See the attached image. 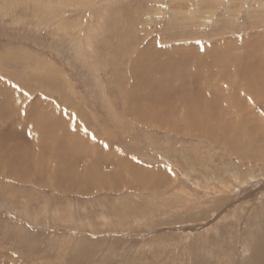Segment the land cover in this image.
I'll return each mask as SVG.
<instances>
[{
  "label": "rangeland",
  "instance_id": "1",
  "mask_svg": "<svg viewBox=\"0 0 264 264\" xmlns=\"http://www.w3.org/2000/svg\"><path fill=\"white\" fill-rule=\"evenodd\" d=\"M0 74V264H264V0H0Z\"/></svg>",
  "mask_w": 264,
  "mask_h": 264
},
{
  "label": "bare ground",
  "instance_id": "2",
  "mask_svg": "<svg viewBox=\"0 0 264 264\" xmlns=\"http://www.w3.org/2000/svg\"><path fill=\"white\" fill-rule=\"evenodd\" d=\"M184 44H185V42H184ZM185 47H186V46H185ZM153 48H154V47H153ZM165 48H166V47H165ZM171 48H172V47H170L169 49L164 50L163 52H166V51H167V52H168V51L170 52V49H171ZM173 48H176V47H173ZM187 48H188L189 50H191L189 47H187ZM191 48H193V47H191ZM156 49H157V48H156ZM180 49H181V47H180ZM184 49H185V48H184ZM184 49H183V50H184ZM175 50H176V49H175ZM177 50H178V51H181L182 49H181V50L177 49ZM183 50H182V51H183ZM189 50H188V51H189ZM173 51H174V50H173ZM194 51H195V50H194ZM194 51H191V52L193 53ZM198 51H199V50H198ZM167 52H166V53H167ZM176 52H177V51H176ZM185 52H186V51H185ZM185 52H183V53H185ZM155 53L157 54V52H155ZM199 53H200V52H199ZM177 54H180V53H177ZM181 54H182V53H181ZM194 54H195V53H194ZM211 54H212V53H211ZM213 54H214V53H213ZM215 54H216V53H215ZM167 55H168V54H167ZM167 55H166V56H167ZM189 55L191 56V54H189ZM169 56H170V55H168V57H169ZM185 56H186V55H185ZM185 56L182 55V57H184V58H185ZM190 56H189V57H190ZM193 56H195V55H193ZM213 56H214V55H213ZM179 57H180V56H179ZM195 57H197V55H196ZM195 57H193V58H194V59H193L194 61H196V60H195ZM20 58H21V57H20ZM16 59H17V57H16ZM169 59H170V58H169ZM174 59H175V58H174ZM196 59H198V58H196ZM226 59H227V58H226ZM180 60H181V59H180ZM187 60H188V59H187ZM190 60H191V57H190ZM193 60H192V61H193ZM223 60H224V59H223ZM176 61H177V59H176ZM181 61H182V60H181ZM210 61H211V60H210ZM215 61H216V60H215ZM18 62H19V61H18ZM178 62H179V61H178ZM178 62H177V63H178ZM183 62H184V60H183ZM187 62H188V61H187ZM217 62H218V61H217ZM25 63H26V62H25ZM151 63L155 64L156 67H157V69L161 66V62H159L158 60L155 61L154 59L151 58V56H149V57H147V58L145 59V64H146L147 66H149ZM180 63H181V62H180ZM190 63H191V61H190ZM214 63H215V62H214ZM192 64H193V63H192ZM192 64H191V65H192ZM34 65L36 66V64H34ZM180 65H181V64H180ZM185 65H188V64L186 63ZM189 65H190V64H189ZM191 65H190V66H191ZM195 65H196V64H195ZM214 65H215V64H214ZM37 66H39V65H37ZM42 66H45V64L43 63ZM48 66H49V65H48ZM193 67H194V66H193ZM45 68H46V67H45ZM50 68H51V67H50ZM194 68H196V67H194ZM211 69H212V68H211ZM52 70H53V69H52ZM3 71H4V70H3ZM159 72H160V71H159ZM160 73H161V72H160ZM42 74H43V73H42ZM42 74H41V75H42ZM181 74H182V73H181ZM7 75H8V74L6 73V76H7ZM12 76H14V75L9 74L7 77H8V78H11ZM42 76H43V75H42ZM244 76H245V75H244ZM0 77L3 78V77L1 76V74H0ZM44 77H45V76H44ZM44 79H45V78H44ZM46 79H47V78H46ZM1 80H2V79H1ZM9 80H11V79H9ZM49 81H50V80H49ZM43 82H44V81H43ZM1 87H2V86H1ZM228 89H229V88H228ZM234 89H237V88H233V90H234ZM231 90H232V89H231ZM237 90H238V89H237ZM237 90H236V91H237ZM239 90H240V89H239ZM27 91H28V90H27ZM1 93H2V92H1ZM49 93H51V92H48V94H49ZM225 94H227V93H225ZM240 94L242 95L241 92H240ZM51 95H52V94H51ZM238 95H239V94H238ZM238 95H237L234 91L228 93L227 95H224L223 99H224V101H226V103H227V105L224 104V106H225V107H228V106H229V107H235L236 104H237V102L239 103V101H238V97H240V96H238ZM243 96H244V95H243ZM243 96H242V97H243ZM8 97H9V96H8ZM126 97H127V96H126ZM50 99H51V98H50ZM242 99H243V98H242ZM240 100H241V99H240ZM1 102H2V101H1ZM36 103H37V102H36ZM64 103H66V102H64ZM240 104H241V103H240ZM1 106H2V104H0V107H1ZM62 106H63V105H62ZM6 107H7V106H6ZM64 107H65V105H64ZM66 107H67V106H66ZM9 109H10V108H9ZM44 109H45V108H44ZM225 110L227 111V109H225ZM233 110H234V109H233ZM59 111H60V110H59ZM49 112H50V111H49ZM62 112H63V111H62ZM62 112H61V115H63V117H64V114H62ZM224 112H225V111H224ZM235 112H236V111H235ZM188 113H189V112H188ZM54 114H55V113H54ZM223 114H224V113H223ZM46 115H47V116H45L46 118H50L49 115H48L47 113H46ZM227 115H228V114H227ZM50 116H52V115H50ZM61 117H62V116H61ZM63 117H62V118H63ZM59 119H60V118H59ZM50 122H51V121H50ZM57 122H58V120H57ZM59 124H60V123H59ZM53 125H54V124H53ZM214 126H215V125H214ZM53 129H54V128H53ZM59 132H60V131H59ZM231 134H232V133H231ZM75 136H76V135H75ZM77 136H78V135H77ZM221 137H222V136H221ZM225 137H226V136H225ZM71 138H72V137H71ZM223 138H224V137H223ZM19 139H20V138H19ZM66 139L68 140V138H66ZM75 139H76V138H75ZM215 139H217V138H215ZM218 139H219V138H218ZM221 139H222V138H221ZM68 141H70V140H68ZM68 141H67L66 143H70V142H71V141H70V142H68ZM81 141H82V140H81ZM230 141H231V140H230ZM233 141L235 142V140H232V142H233ZM232 142H231V143H232ZM234 142H233V144H234ZM87 143H88V142H87ZM88 144H89V143H88ZM236 144H237V143H236ZM10 161H11V160H10ZM18 161H19V160H18ZM44 165H45V164H44ZM58 174H59V173H58ZM56 185H57V184H56ZM254 255H255V254H254Z\"/></svg>",
  "mask_w": 264,
  "mask_h": 264
}]
</instances>
